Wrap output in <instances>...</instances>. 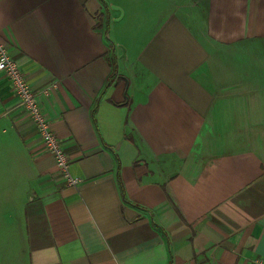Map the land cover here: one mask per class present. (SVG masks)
I'll return each mask as SVG.
<instances>
[{
  "label": "crops",
  "instance_id": "crops-1",
  "mask_svg": "<svg viewBox=\"0 0 264 264\" xmlns=\"http://www.w3.org/2000/svg\"><path fill=\"white\" fill-rule=\"evenodd\" d=\"M0 43L82 180L0 72V264H264V0H0Z\"/></svg>",
  "mask_w": 264,
  "mask_h": 264
},
{
  "label": "built area",
  "instance_id": "built-area-1",
  "mask_svg": "<svg viewBox=\"0 0 264 264\" xmlns=\"http://www.w3.org/2000/svg\"><path fill=\"white\" fill-rule=\"evenodd\" d=\"M0 72L12 82L15 96L20 104L30 113L37 132L49 154H51L67 186L77 188L82 180L70 173V161L61 146V141L52 132L48 118L42 113L38 99L26 83L24 74L18 64L9 56L5 44L0 43Z\"/></svg>",
  "mask_w": 264,
  "mask_h": 264
},
{
  "label": "water",
  "instance_id": "water-1",
  "mask_svg": "<svg viewBox=\"0 0 264 264\" xmlns=\"http://www.w3.org/2000/svg\"><path fill=\"white\" fill-rule=\"evenodd\" d=\"M123 51V55L125 56V49L123 47H120Z\"/></svg>",
  "mask_w": 264,
  "mask_h": 264
},
{
  "label": "rangeland",
  "instance_id": "rangeland-1",
  "mask_svg": "<svg viewBox=\"0 0 264 264\" xmlns=\"http://www.w3.org/2000/svg\"><path fill=\"white\" fill-rule=\"evenodd\" d=\"M124 29V28H123ZM111 34H114L113 30H112V33Z\"/></svg>",
  "mask_w": 264,
  "mask_h": 264
}]
</instances>
